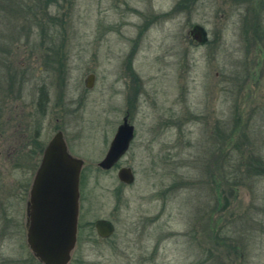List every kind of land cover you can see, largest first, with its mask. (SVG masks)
I'll return each instance as SVG.
<instances>
[{
    "label": "rangeland",
    "instance_id": "1",
    "mask_svg": "<svg viewBox=\"0 0 264 264\" xmlns=\"http://www.w3.org/2000/svg\"><path fill=\"white\" fill-rule=\"evenodd\" d=\"M237 3L0 0V264H42L27 208L36 153L58 131L84 161L69 264H264V177L229 152L264 159V10ZM201 24L209 43L195 47ZM126 117L134 140L103 170Z\"/></svg>",
    "mask_w": 264,
    "mask_h": 264
},
{
    "label": "water",
    "instance_id": "2",
    "mask_svg": "<svg viewBox=\"0 0 264 264\" xmlns=\"http://www.w3.org/2000/svg\"><path fill=\"white\" fill-rule=\"evenodd\" d=\"M200 34V33H199ZM94 75L86 87L91 89ZM135 137V129L128 118L119 127L109 151L99 166L111 170L128 152ZM84 161L73 157L58 132L48 144L41 165L33 179L27 208V243L42 264H69L78 239L80 210V176ZM119 179L127 184L134 181L130 168L119 171ZM101 238H109L115 231L107 220L95 224Z\"/></svg>",
    "mask_w": 264,
    "mask_h": 264
},
{
    "label": "trees",
    "instance_id": "3",
    "mask_svg": "<svg viewBox=\"0 0 264 264\" xmlns=\"http://www.w3.org/2000/svg\"><path fill=\"white\" fill-rule=\"evenodd\" d=\"M49 2H51V1L46 2L47 7L50 5ZM226 141H229V139L223 141L222 146L221 145H220L221 147L219 146V150H221V157H222L221 159H222L223 164L226 161V163H228V166H230L229 164L231 163V159L228 160L229 158L227 156V155H229V153L227 155L225 154L226 157H223L224 147L227 146V144H228V143H225ZM229 152H231V153L236 152V156L238 157L236 159L237 160L236 162H238V167H239L238 170L244 176H245V174H247L246 177H252V176L255 178L264 177V159L261 155H258L257 153H255L254 150L243 151L242 148H239V145L236 147H232ZM239 159H240V161H239ZM233 167H234V165H233ZM223 170H224V165H223ZM211 176H213V178L215 179L214 175H211ZM223 179H226L225 174H224ZM216 183H217V181L214 180L213 184H216ZM214 187L216 189H218V187L216 185ZM219 188H221V186H219Z\"/></svg>",
    "mask_w": 264,
    "mask_h": 264
},
{
    "label": "flooded vegetation",
    "instance_id": "4",
    "mask_svg": "<svg viewBox=\"0 0 264 264\" xmlns=\"http://www.w3.org/2000/svg\"><path fill=\"white\" fill-rule=\"evenodd\" d=\"M237 5H239L242 8L245 7V9H247V13H253V14H255V16L259 11L264 10L263 7L260 9V0H256V1L255 0H238ZM256 22H257L256 23L257 25L260 23L259 17L256 18ZM203 26L204 25H202V24L201 25H194L193 30L191 31V38H192V42L195 45V47H206V46H208L209 32ZM58 132H61V131H58ZM62 134H63V132H62ZM63 136H64V134H63ZM64 140H65V137H64ZM65 142H66V140H65ZM48 144H47V146H48ZM47 146H45L44 148L41 149V151L36 153L37 158H36L35 162H36L37 167L35 168L34 177L36 176L37 171L41 165L42 158H43V155H44V152H45ZM68 151H69V149H68ZM69 153H70V151H69ZM115 166H117V164Z\"/></svg>",
    "mask_w": 264,
    "mask_h": 264
}]
</instances>
